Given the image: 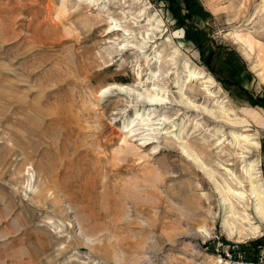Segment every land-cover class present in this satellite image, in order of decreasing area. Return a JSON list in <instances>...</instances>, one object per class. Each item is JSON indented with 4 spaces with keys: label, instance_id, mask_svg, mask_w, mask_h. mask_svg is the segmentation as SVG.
<instances>
[{
    "label": "rangeland",
    "instance_id": "obj_1",
    "mask_svg": "<svg viewBox=\"0 0 264 264\" xmlns=\"http://www.w3.org/2000/svg\"><path fill=\"white\" fill-rule=\"evenodd\" d=\"M200 1L223 47L217 74L164 2L0 0V264H234L208 247L264 240L231 236L225 220L244 225L220 192L251 205V163L264 184V109L228 86L264 96V0ZM150 19L162 27L143 54ZM155 53L173 62L148 65ZM185 63L213 78L211 95L179 91ZM114 85L135 92L100 97ZM155 87L169 102L154 122L167 123L125 128Z\"/></svg>",
    "mask_w": 264,
    "mask_h": 264
},
{
    "label": "bare ground",
    "instance_id": "obj_2",
    "mask_svg": "<svg viewBox=\"0 0 264 264\" xmlns=\"http://www.w3.org/2000/svg\"><path fill=\"white\" fill-rule=\"evenodd\" d=\"M148 23H152V22H156L157 25L154 27H151L150 29L147 28V34L145 37L143 38V47L140 49L141 53L145 54V48L147 47V44L150 43H154V39L156 37V33H160V28L162 27V22L157 20V19H150L148 20ZM133 25L137 26L140 25V20L135 19V21H133ZM150 25V24H149ZM152 26V25H151ZM118 27V26H116ZM150 27V26H149ZM116 31H120L119 29H117ZM142 33V30H140ZM126 33H129L130 31H126ZM143 35V34H141ZM253 43H250V46ZM156 54V53H155ZM177 54V52H176ZM175 59V57H173ZM146 61L149 64L152 63V61H154L155 63H158L161 67L162 64H165V66H170V64L173 62V60L171 62L169 61H164V63L161 61V54H156L153 58H150L149 56L146 57ZM185 78L182 80L180 79L178 81V85L180 88V92L183 94L185 87H187V84L192 81L195 82H202L205 85V88L207 89L206 91L211 95V93L209 92V90L211 89L212 85L215 83V81L213 80V78L209 75L206 74V72H204L201 69L198 68H193L189 63H185ZM167 70V69H166ZM154 77L156 76L155 74H152ZM113 90L119 91L120 93H124L126 95H130L132 96V94H134V90H132L131 88H126L123 86H109L106 87L104 89H102L100 97L108 94V93H112ZM150 93L148 94V96L143 97L142 95H138L137 97V103H142V104H147L149 105V107L144 108L143 109H139L138 107L136 108V118L135 119H130L128 121V123L125 122V128H128L131 125H134L135 122L137 121L138 124L140 123L141 128L138 129V131L143 130L145 134V136H152L153 134L151 133L152 131H159L160 129H162V126H164L167 123V119H159L157 120V122H154V119L157 116V108L159 107H164L168 104V98L164 97L163 95H160L162 92V90L160 88L155 87L153 90L149 91ZM164 94V93H163ZM185 94V93H184ZM183 94V95H184ZM140 100V101H139ZM126 121V120H125ZM163 121V122H161ZM130 122V123H129ZM136 122V123H137ZM153 126H156L155 128ZM161 126V127H160ZM133 128V126H130ZM137 130H131L132 132H136ZM150 132V133H148ZM238 139V138H237ZM247 137L243 138V142L246 143L249 141H247ZM241 144V142H239ZM253 147L252 149L256 148V149H260V144L259 143H253L251 144ZM187 153V152H186ZM188 157H191L188 153H187ZM195 162L196 159H194ZM199 164V163H198ZM249 169L246 170L245 175H246V179L249 181L250 185H251V194L249 195L251 197V199L253 200V202L251 203V205H248L247 201L248 198L247 196H245L244 193H240V192H236L234 191L229 185H227V189L225 188H221L222 191L221 195L223 196V201L224 204L229 206L230 209V216L229 218H233L235 221H237V223H240V225H244L241 227H238L236 224H232L233 228L230 226L228 220H225V226L226 228L230 229V234L231 236H234V234H237L239 232L240 235H243L245 237L250 236V238H256L257 236H259L262 231L264 230V184L262 181L258 180V177L256 176V174L254 173V171L256 170V167L254 166V164H249ZM203 168V167H201ZM245 168V167H244ZM232 178L234 177V174H231ZM34 178V177H33ZM236 178V177H234ZM237 179V178H236ZM215 183V180H214ZM241 185L242 183L239 182ZM217 186V185H216ZM218 188V187H217ZM231 194L234 199L237 201V204H244V208L239 211L235 204L231 202L230 200V195ZM254 209L255 214L257 216V219L260 220V222L263 224H259L253 222V218L251 217V215L249 214V212L251 211V209ZM235 230V231H234ZM242 237V236H241ZM249 238V237H248ZM247 238V239H248ZM249 238V239H250ZM227 264H232L229 261L227 262Z\"/></svg>",
    "mask_w": 264,
    "mask_h": 264
},
{
    "label": "trees",
    "instance_id": "obj_3",
    "mask_svg": "<svg viewBox=\"0 0 264 264\" xmlns=\"http://www.w3.org/2000/svg\"><path fill=\"white\" fill-rule=\"evenodd\" d=\"M157 2L166 3V10L175 21V27L183 29L187 37L191 36L192 43L199 51L203 64L211 73L217 74V61L221 57L222 45L218 44L215 39L206 31V27L201 26L205 18L210 16L205 10L200 0H157ZM229 87H235L241 92V97L248 101L253 107L264 109V96H254L238 82H232ZM264 150V145H263ZM225 240V239H224ZM210 251L215 252V246L208 247ZM264 250V240H257L247 245H239L238 250L232 249L233 259L242 258L247 261L257 263L261 251ZM227 259L225 252L221 256Z\"/></svg>",
    "mask_w": 264,
    "mask_h": 264
},
{
    "label": "built area",
    "instance_id": "obj_4",
    "mask_svg": "<svg viewBox=\"0 0 264 264\" xmlns=\"http://www.w3.org/2000/svg\"><path fill=\"white\" fill-rule=\"evenodd\" d=\"M238 247H239V245L236 244V245H234L233 249L234 250H238ZM215 252L219 256H222V253L225 252V251L222 249V247L219 246V247L215 248ZM227 255H228L227 259H229L230 261L234 260L232 254H227ZM234 264H264V253H261V257H259V261L257 263H254V262H251V261H247V260L242 259L240 257V258L234 260Z\"/></svg>",
    "mask_w": 264,
    "mask_h": 264
},
{
    "label": "crops",
    "instance_id": "obj_5",
    "mask_svg": "<svg viewBox=\"0 0 264 264\" xmlns=\"http://www.w3.org/2000/svg\"><path fill=\"white\" fill-rule=\"evenodd\" d=\"M213 0H209V3H212Z\"/></svg>",
    "mask_w": 264,
    "mask_h": 264
}]
</instances>
